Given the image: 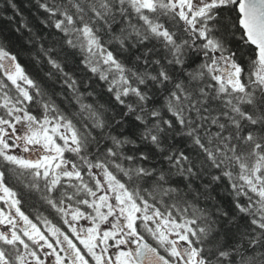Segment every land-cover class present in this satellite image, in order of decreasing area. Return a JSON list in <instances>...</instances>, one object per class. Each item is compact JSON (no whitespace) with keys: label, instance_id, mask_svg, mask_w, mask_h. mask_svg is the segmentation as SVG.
<instances>
[{"label":"trees","instance_id":"16d2710c","mask_svg":"<svg viewBox=\"0 0 264 264\" xmlns=\"http://www.w3.org/2000/svg\"><path fill=\"white\" fill-rule=\"evenodd\" d=\"M239 2L214 0L192 18L171 0H0V57L27 80L0 63V122L15 107L76 137H56L79 176L52 193L0 158L22 209L60 227L51 205L86 209L102 165L138 206L190 223L200 264H264V63ZM220 59L237 66L238 86L215 75ZM136 232L171 261L140 221Z\"/></svg>","mask_w":264,"mask_h":264},{"label":"flooded vegetation","instance_id":"af4514ba","mask_svg":"<svg viewBox=\"0 0 264 264\" xmlns=\"http://www.w3.org/2000/svg\"><path fill=\"white\" fill-rule=\"evenodd\" d=\"M215 66L217 67V74H223L225 78L229 79H231V77L235 78V74L233 73L234 68L231 67L232 64L227 59H220ZM21 112L23 113V111L18 108V111L15 112L16 117L12 118L13 123H7L6 128L0 131V140L6 145V139H9L10 136H16V145L18 148L19 146L23 148L21 149V157L23 160H21V157H18L17 152L8 155H0V158L3 160L8 158L18 161L22 164V167L32 170L36 175L35 180L41 183L47 180V184L45 185L47 188H45L48 189L49 193H52L53 188H55L60 181L64 180L66 184H69L67 180L72 179V177L60 179L56 182L53 175L55 173L53 163L49 162L50 165H42L43 157L49 156V153L40 149L45 135L41 133L42 129L36 132L34 126L33 128L31 127L32 130L26 131V136H28L26 139L25 136L22 135L25 127L22 125L23 117H19ZM22 138L24 140L21 142ZM37 146L40 150L44 151V155H37V151L39 152V149H35ZM80 189L86 192L88 186H83ZM115 205L117 206L119 204L115 203ZM51 207L56 212L58 220H61L62 225L60 227L50 222L32 219L31 216L22 209L19 195L6 184L3 179V172L0 168V246L6 250H15L14 252H5L8 253L9 259L5 264H23L20 263V261L30 264H125L117 258V254L121 250H113L109 239L106 238L105 241L102 240L103 234L111 233L115 239L123 238V242L127 244V249H129V251L134 249L137 243L143 239L142 236H137V238H135L133 235L135 229H137V223H133L132 225L125 219L113 221V219L119 217L117 208L112 210V214L108 217L104 229L101 231L99 226L94 222L86 224V222L80 218V220L67 219L66 212L68 209H72L68 207V204H60L58 206L52 204ZM77 209L79 210L80 216L85 217L83 211L79 208L75 210L78 211ZM121 210H124L123 207H121ZM161 219L160 224H155L156 228L160 233L167 235L169 239L172 240L177 254L184 255L185 250L189 252V254H193V249L189 247L187 250L188 244L178 242L177 235L171 231L162 217ZM47 225L53 227L59 233H62L63 237H66V240L59 243L53 241L54 239L52 236L46 231L45 227H47ZM74 228H76V231L79 230L80 236L87 244L82 243L81 240L75 236L73 232ZM95 231V235H98V237L94 236L93 233ZM156 243L161 245L158 241H156ZM25 247L29 250L26 252L27 256L30 258L29 261H26L21 253L15 255V253H17L15 248L20 250V248L23 249Z\"/></svg>","mask_w":264,"mask_h":264},{"label":"rangeland","instance_id":"374dc122","mask_svg":"<svg viewBox=\"0 0 264 264\" xmlns=\"http://www.w3.org/2000/svg\"><path fill=\"white\" fill-rule=\"evenodd\" d=\"M136 1L138 3H147V0H132ZM172 3H184L182 0H171ZM189 5L186 6L185 8L180 5L177 9L181 11L184 15L186 11L189 10V14L192 16H202L206 13V10L208 9L209 6L213 5L214 0H188ZM192 27L196 30H199L196 26V23L194 22V19L191 22ZM200 33L203 34V31L200 30ZM0 63L6 70V75L7 77L12 81L17 83V81L21 80L22 82H27L25 77L22 75L19 69L16 68L15 64L12 61V58L7 57L6 55H3L0 57ZM214 70H217V68L214 66ZM238 69L235 66V69L233 73L237 74ZM220 75V74H219ZM264 76V73H263ZM218 79L221 80H227L225 76L222 74L218 76ZM233 84H232V82ZM227 83H230L231 85L238 86V80L236 78H232L230 80H227ZM24 85L19 84V89L23 94L25 93V90L23 88ZM26 95V93H25ZM9 109V108H8ZM15 112H17V108L11 107V110H9V118L6 119H1L2 121L0 122V131L4 130L6 128V124H12V118H15ZM19 117L22 118V125H24L25 129L22 133L25 138L26 136V131L27 130H32L31 127L33 128L35 126V131L38 132L40 129H42L41 133L45 135V138L43 139V142L40 146V149L45 150L46 153H49L48 157H43L42 165H50L49 162L53 163L54 165V178L55 181L58 182L60 179L64 177H73L76 175V172L74 171L73 167L66 161L57 158L60 156L61 152V143L58 144L56 141L58 137L62 143L66 145H71L73 141L76 139L75 133L72 130V128L69 126V124L65 122H56L54 123L53 121H41L43 123L36 122L33 118L29 117L26 115L25 112H21ZM27 124V125H26ZM12 131V130H11ZM10 136V135H9ZM16 136L12 137L10 136L9 139H6V145L2 143L0 140V155H8L14 152H17L18 157H21V148L16 145ZM8 138V136H7ZM26 138V139H27ZM24 139L22 138L21 142ZM36 150L39 149L37 146L35 148ZM39 152L37 151V155L41 156L44 155V151L40 150ZM41 151V153H40ZM21 160L22 157H21ZM45 160V161H44ZM92 176L95 180V190L94 191H89L88 193V201L86 202L87 204V212L83 211L84 216L86 217H81L79 214V210L76 211L75 209H68L66 214H67V219H74L78 220L83 219L84 221L87 219L95 220L97 224L100 225L99 229L102 231L104 229V225L107 222L108 217L110 214H112V210L114 208L118 209V214L119 217L116 219H113V221H117L118 219H125L126 221H129L133 224L134 221H138L140 219H144L147 221L148 227L151 231V235L154 240L158 241L161 243V247L166 250V252L172 256L173 263L174 264H198L195 263L194 261H189L185 262L182 260L180 255L177 254L176 250L173 247V242L167 235H163L158 231V229L155 227L154 223L148 220L146 217V214L142 211L141 207L137 206L129 197V195L126 193L125 188L118 183L112 175L109 173V171L102 166H98L96 169L93 170ZM115 203H118L119 205H115ZM121 207H123L124 210H121ZM145 207V206H143ZM164 222L169 226L171 231L177 235V239L179 240L180 243H188V235L191 232V225L187 221H177L173 219L170 216H164ZM79 219V220H80ZM108 224V223H107ZM46 231L49 233V235L52 236L54 239L53 241L59 243L63 240H66V237H63L62 233H59L56 229H54L51 226L45 227ZM133 228V227H132ZM131 228V231H132ZM73 232L75 236L81 240L82 243H86V241L80 236L79 230L76 231V228L73 229ZM94 235L96 234V231L93 233ZM100 238V237H99ZM109 239L111 244H114L112 246L113 250H122L123 252H129L127 244L123 242L122 239H116L114 240V236L109 233L103 234V239ZM92 246V245H90ZM29 251L26 247L21 249L20 252L23 255V258L26 261H29L30 258L27 256L26 252ZM117 258L122 262H125L127 264V260L125 257L122 256L120 252L117 254ZM20 263L23 264H30L27 262L20 261ZM35 264V263H32Z\"/></svg>","mask_w":264,"mask_h":264},{"label":"water","instance_id":"95a60500","mask_svg":"<svg viewBox=\"0 0 264 264\" xmlns=\"http://www.w3.org/2000/svg\"><path fill=\"white\" fill-rule=\"evenodd\" d=\"M240 24L248 41L257 48L258 54L264 63V0H240ZM158 222V217L152 213ZM189 247H187V250ZM137 264H171L146 240H142L133 252ZM191 255L185 250L184 260H189Z\"/></svg>","mask_w":264,"mask_h":264}]
</instances>
